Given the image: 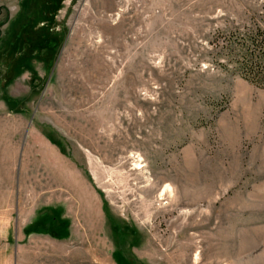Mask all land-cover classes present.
Segmentation results:
<instances>
[{
	"label": "rangeland",
	"instance_id": "rangeland-1",
	"mask_svg": "<svg viewBox=\"0 0 264 264\" xmlns=\"http://www.w3.org/2000/svg\"><path fill=\"white\" fill-rule=\"evenodd\" d=\"M261 13L0 0V264H264V89L220 66Z\"/></svg>",
	"mask_w": 264,
	"mask_h": 264
},
{
	"label": "trees",
	"instance_id": "trees-1",
	"mask_svg": "<svg viewBox=\"0 0 264 264\" xmlns=\"http://www.w3.org/2000/svg\"><path fill=\"white\" fill-rule=\"evenodd\" d=\"M220 65L264 89V14L223 38Z\"/></svg>",
	"mask_w": 264,
	"mask_h": 264
},
{
	"label": "crops",
	"instance_id": "crops-1",
	"mask_svg": "<svg viewBox=\"0 0 264 264\" xmlns=\"http://www.w3.org/2000/svg\"><path fill=\"white\" fill-rule=\"evenodd\" d=\"M5 147L2 144V139H0V202L12 200V195L9 191V188L5 190L6 183L5 181L9 180L12 177V166L10 162H4L5 156ZM10 186V185H9Z\"/></svg>",
	"mask_w": 264,
	"mask_h": 264
}]
</instances>
